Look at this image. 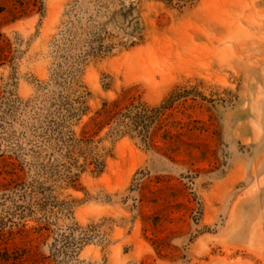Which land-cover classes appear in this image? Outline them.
I'll use <instances>...</instances> for the list:
<instances>
[{"label":"rangeland","instance_id":"obj_1","mask_svg":"<svg viewBox=\"0 0 264 264\" xmlns=\"http://www.w3.org/2000/svg\"><path fill=\"white\" fill-rule=\"evenodd\" d=\"M0 264H264V0H0Z\"/></svg>","mask_w":264,"mask_h":264}]
</instances>
